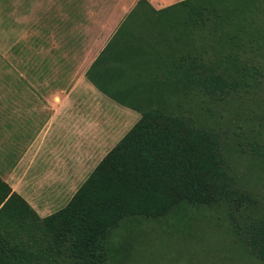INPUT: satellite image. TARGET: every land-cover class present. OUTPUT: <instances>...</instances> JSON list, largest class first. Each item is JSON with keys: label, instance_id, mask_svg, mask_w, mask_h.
I'll use <instances>...</instances> for the list:
<instances>
[{"label": "trees", "instance_id": "trees-1", "mask_svg": "<svg viewBox=\"0 0 264 264\" xmlns=\"http://www.w3.org/2000/svg\"><path fill=\"white\" fill-rule=\"evenodd\" d=\"M263 2L181 0L155 11L138 0L86 78L139 120L44 218L0 179V264H117L121 227L143 221L186 230L194 210L224 216L226 231L218 229L234 243L228 260L264 264V208L250 181L264 180V145L245 154L235 129L206 106L251 87L257 67L240 51L243 37L264 42L254 27ZM246 155L255 177L243 183L234 165Z\"/></svg>", "mask_w": 264, "mask_h": 264}, {"label": "rangeland", "instance_id": "rangeland-1", "mask_svg": "<svg viewBox=\"0 0 264 264\" xmlns=\"http://www.w3.org/2000/svg\"><path fill=\"white\" fill-rule=\"evenodd\" d=\"M132 1L0 0V67L7 65L9 60H16L18 64L23 65L25 59H33L36 60L34 66L41 68L42 62L51 60L52 57L55 80L69 84L71 89L73 84L82 79L87 66L112 38L118 22ZM262 6L264 11V2ZM259 18L260 23H256L254 27L264 36V13L260 14ZM249 31L247 29L243 35L248 36ZM242 40L246 45L244 53L240 51V57L250 58V66L257 67V71H252V76L249 77L251 87H248L246 92L235 95L233 101L226 105L214 106L209 102L206 106L211 107L213 114L221 121L223 119L235 129L234 134L230 135L236 140L235 144L239 145L238 149L252 156V153H249L251 149L264 145V42L261 40L260 43H249L246 37ZM34 50L43 53L34 57L23 56ZM24 69L27 76L32 72L29 68ZM72 107L74 113H77V104ZM86 108L88 105L83 106L81 111L84 112ZM101 113L102 129L109 131L110 136H103L100 149L95 150L96 152L89 150L88 138L82 139L85 142L82 146H86L83 148L79 145L81 152H77L73 134L59 136V140L63 141L67 149H64L60 156L55 155L53 174L63 167L64 174L70 172L71 181L65 184L64 180L55 179L50 182L53 178H48L49 181L41 182L45 184L40 185L38 189L34 187L31 192H25L28 199H33L35 210L46 209L44 214L48 215L63 208L99 162L140 118L138 113L122 107L116 109L108 102L102 104ZM69 123L74 131V122ZM60 132L66 133L65 129H55L56 141L53 139L55 142L52 146L55 154L60 152V145L57 143ZM84 135L87 137L89 134ZM66 141L69 143L68 147ZM77 153H82V159L75 163ZM247 155L234 165L243 183L255 177V173L250 171L247 164ZM67 158L69 162L66 161ZM261 177L264 178V175ZM253 180L255 181H250L261 194L258 199L264 208V180ZM192 212L195 219H191V223L187 225L190 228L186 230L173 229L170 225L147 224L143 221H133L121 227L124 229L117 240L118 249L121 251L117 258L115 257L117 264H255L247 263L238 256L228 260L227 256L231 251L229 246L234 243L230 236L226 233L224 236L218 229L221 228L223 233L226 231V221L221 213L203 210ZM203 216L206 224L200 220Z\"/></svg>", "mask_w": 264, "mask_h": 264}, {"label": "crops", "instance_id": "crops-1", "mask_svg": "<svg viewBox=\"0 0 264 264\" xmlns=\"http://www.w3.org/2000/svg\"><path fill=\"white\" fill-rule=\"evenodd\" d=\"M179 1L181 0H147L149 6L155 11L163 10ZM137 2L138 0H133L130 3L113 35ZM138 13L131 18L132 23L141 20ZM13 52L16 53L15 50ZM100 52L87 66L82 79L73 84L71 89H69V84L55 80L52 57H50L51 60L43 61L41 68L34 66L36 60L33 59H25L23 65L18 64L16 60H9L11 62L8 61L7 65L0 67L2 68L0 70V179L9 186L12 192L20 195L40 218L51 214L45 215L46 209L35 210V206L32 205L33 199H28L24 193L31 192L34 187L38 189L40 185L45 184L41 182L49 181L48 178H53L50 182L55 179L64 180L65 184L71 181L70 172L67 171L64 174L63 167L62 170L57 169L53 174L55 155L60 156L63 150L67 149L63 141L59 140V136L73 134L74 147H77V152H81L79 145L82 146L85 143L82 139L88 138L89 150L96 152L100 149L103 136H110L109 131L102 129V104L108 102L116 109L122 107L99 92L86 78V72ZM18 53L20 54V51ZM39 53L43 52L34 50L23 56L34 57ZM110 53H115V50ZM31 64L33 67L30 68ZM24 67L32 70L28 76ZM7 69L10 71L7 72ZM85 91L87 96H85ZM76 104L77 113H74L71 106ZM85 105H88V108L82 112L81 109ZM69 121L74 122L72 125L74 131L71 130ZM55 129L66 131V133L58 134L57 143L60 145V152L56 154L52 147L56 141ZM87 133L89 135L86 137L84 134ZM48 137H50L49 142ZM65 144L66 147L69 146L68 141ZM85 146L82 147L85 148ZM82 151L84 153L83 149ZM76 158L75 163L80 162L82 153H77ZM66 161L69 162V158ZM76 166L79 165L76 164Z\"/></svg>", "mask_w": 264, "mask_h": 264}]
</instances>
